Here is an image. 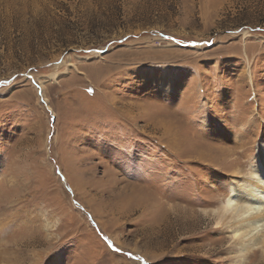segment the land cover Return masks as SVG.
I'll list each match as a JSON object with an SVG mask.
<instances>
[{"label":"rangeland","instance_id":"1","mask_svg":"<svg viewBox=\"0 0 264 264\" xmlns=\"http://www.w3.org/2000/svg\"><path fill=\"white\" fill-rule=\"evenodd\" d=\"M260 141L264 0H0V264H264Z\"/></svg>","mask_w":264,"mask_h":264},{"label":"bare ground","instance_id":"2","mask_svg":"<svg viewBox=\"0 0 264 264\" xmlns=\"http://www.w3.org/2000/svg\"><path fill=\"white\" fill-rule=\"evenodd\" d=\"M254 165V181H246L242 186H230L217 211L219 219L215 228L224 226L221 225L223 216H229L232 221L227 227L238 256L251 250L254 244L250 242L259 243L264 248V143L261 141L256 150ZM260 228L262 230H259ZM56 260L52 259V264H56Z\"/></svg>","mask_w":264,"mask_h":264},{"label":"snow or ice","instance_id":"3","mask_svg":"<svg viewBox=\"0 0 264 264\" xmlns=\"http://www.w3.org/2000/svg\"><path fill=\"white\" fill-rule=\"evenodd\" d=\"M91 91V90H90Z\"/></svg>","mask_w":264,"mask_h":264}]
</instances>
